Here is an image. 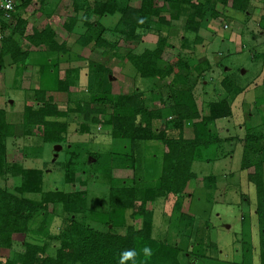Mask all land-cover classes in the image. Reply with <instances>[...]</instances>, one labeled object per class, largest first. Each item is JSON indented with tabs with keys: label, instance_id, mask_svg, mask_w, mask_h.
Listing matches in <instances>:
<instances>
[{
	"label": "trees",
	"instance_id": "obj_1",
	"mask_svg": "<svg viewBox=\"0 0 264 264\" xmlns=\"http://www.w3.org/2000/svg\"><path fill=\"white\" fill-rule=\"evenodd\" d=\"M28 1L16 4L15 9ZM161 1L162 4L157 5L154 0H140L135 7L130 5V0H71L74 15L62 26L67 34L76 35L78 46L90 45L101 49L103 56L128 62L134 69L137 85L140 83L144 88L143 84H148L145 87L151 90L153 100L167 107L172 115L170 120L164 119L161 107L144 100L139 85L131 93H112L110 70L101 62H87L86 93L77 91L80 68L67 67L62 76L59 75V65L68 61L64 56L69 49L64 42L55 40V32L49 25L27 33L26 21L14 12L10 22H1L8 28V34L0 44V68L4 58H8L9 65L17 64L21 74L27 65L25 59L34 50H41L46 57H54L52 62V58H45L44 61L49 63L38 64L34 99L31 103L26 100L22 107V137L37 136L42 144L61 146L60 150L66 154L60 163L63 184L85 185V179L79 178L86 172L85 164L78 160L84 154L100 165L97 174L107 179L108 187L104 195L107 202L105 218L100 222L103 229H97L85 221L86 189L75 186L68 191L44 189L41 169L8 163L6 143L15 137V125L6 119V109L0 107V178L3 182L9 177L16 181L10 187L0 185V248L9 250L7 255H0V264H185L186 259L193 263L191 256H186V249L152 236L153 208L150 204L157 199L174 198L172 209L179 210L182 200L192 194L191 183L197 179L192 163L200 159L201 151L211 147L218 150L224 142L233 139L242 142L240 166L254 188L255 202L247 203L246 198L245 205L256 214L261 238L259 261L264 264V133L248 130L243 139L220 137L215 122L232 115L231 103L242 89L223 75L218 81L220 88H214L215 98L203 102L208 113L201 115L193 87L196 80L204 78L205 71L200 67L207 65L206 58L167 53L171 47L167 30L174 19L181 18V29L195 33L196 40L205 18L220 16L214 8L217 3L222 6L223 15L230 10L241 13L242 23L256 16V23L263 32L264 12L254 15L257 7L253 6V0ZM112 14H118V19L112 29H105L99 18ZM144 34L156 37L152 48L116 51L119 43H138ZM182 39L187 40L186 37ZM261 56L263 60L264 56ZM50 77L55 82L53 88H48ZM166 78H169L167 82L159 84ZM163 88L167 89L164 96ZM54 94H65L63 106L54 101ZM76 118L79 120L76 130L80 134L91 133L92 126L107 134L111 143L108 152L72 151L66 135ZM187 127L191 136H186ZM151 142L162 146L160 172L153 176L154 181L146 180L151 168L148 170L144 165L145 148ZM52 151L56 155L59 153ZM113 169H128L131 175L113 177ZM201 181L205 188H210L214 186L215 178L211 174L202 177ZM55 217H59L60 223L53 232L50 227ZM174 217L179 226L173 233L185 237L182 231L189 227L190 215L178 211ZM136 221H139L138 226ZM110 227L123 228L124 232H113ZM244 230L240 229L238 233L243 234ZM16 235L20 236L17 248L14 247ZM146 248L148 253L144 251ZM129 251L134 255L122 260V253ZM193 258L200 259V256Z\"/></svg>",
	"mask_w": 264,
	"mask_h": 264
},
{
	"label": "rangeland",
	"instance_id": "obj_2",
	"mask_svg": "<svg viewBox=\"0 0 264 264\" xmlns=\"http://www.w3.org/2000/svg\"><path fill=\"white\" fill-rule=\"evenodd\" d=\"M139 1L130 0L129 3L136 7L139 5ZM154 2L157 5L162 4L161 0H154ZM70 6L72 8V5ZM253 6L257 7L254 10V15L264 12L260 10L264 6V0H253ZM214 8L220 13V16L217 19L205 18L197 31L198 39L196 38V40H194L195 33L184 32L181 29V18L172 20V25L167 30L168 40L171 44L167 53L169 55L186 53L193 55L194 58H206L207 65L200 67L205 71L204 78L196 80L193 87L197 108L201 115L208 113L203 102L215 98L216 91L214 88L215 86L220 88L218 81L223 75H226L235 87L242 89L234 96L235 98L231 103L232 115L215 122L220 137L235 136L243 139L248 130L264 133V59H261V55L264 56V32L257 25L256 16H251L247 23H242L244 20L241 13L230 10L223 15L221 13L222 6L218 3ZM71 11L74 14L73 8L71 10L69 7L68 13ZM164 15L166 19H169L168 13ZM69 18L67 17L65 21H68ZM117 19L118 14L104 15L99 18V22L105 29H112ZM55 28L56 41L64 42L69 49L64 56L65 60L68 61L61 62L59 65V75L62 76L65 67L80 68L78 85L75 87L77 91L86 93L84 90L87 62H101L110 70V91L112 93H131L139 85L138 87L144 93V100L153 106L161 107L165 120L172 118L167 107H163L158 100H153L154 96L151 90L145 87L148 85L147 83H145L146 85L143 84L144 88L140 86V83L137 85V80L134 79V69L128 62L117 57L103 56L101 49L91 48L90 45L78 46L74 39L75 35L64 34L60 25ZM105 36L108 37L109 35L105 34ZM184 37L187 40H183ZM155 38L154 35L144 34L138 43L135 41L119 43L116 51L123 53L128 48H132L134 51L152 48ZM69 51H72L73 54ZM44 54L41 50L38 52L34 50L29 58L25 59L27 65L21 74L20 69L16 68L17 64L9 65L10 60L8 58H4L2 61V68H0V105L7 109L6 119L15 125V137L8 139L6 143V160L9 164H19L24 168L41 169L44 189L59 188L68 191L74 189V186L79 187V189H86L87 211L85 212V221L90 226L103 229L100 222L105 218L104 207L107 202L104 195L107 193L108 184L104 176L97 174L100 165L89 160L88 156L80 155L78 160L85 164L86 172L80 174L79 178L85 179L86 182L84 186L75 184L71 187L68 184H63L62 181L63 171L60 168V163L66 157L65 151L59 148L58 155L54 157L53 145L42 144L37 136L22 137V107L26 100L31 103V100L34 99L32 98L34 90L38 87L37 71L40 68L38 64L49 63L44 61L45 58H52L51 62L54 60L53 55L46 57ZM169 78L159 84H164ZM49 79L51 82L48 88H53L55 86L54 79L52 77ZM155 91L157 90L155 89ZM162 91L163 96L166 95L167 89L163 88ZM53 98L59 105L65 104V94H54ZM77 122L79 120L76 118L70 123L66 135L72 151L81 153L92 151L103 154L109 151L111 143L102 129L98 130L92 126L91 133L80 134L76 130ZM185 133L186 136H191L190 128L187 127ZM241 146V140L233 139L224 142L218 150L211 147L201 151L200 159L192 163V171L197 176V179L191 183L192 194L184 201L182 200L183 205L179 210L173 211L172 209V199L174 198L157 199L150 204L153 208L152 236L157 239L172 241L174 245L177 244V246L186 249V256L190 255V259L194 262L190 263V260L186 259L185 264H217L210 257L212 252L215 253V249H222V254L230 252L229 249H232L230 261L233 263L230 264H247V254L241 256L243 244L249 243L252 254L260 247L261 238L258 235L259 225L257 226L256 214L253 210H251L253 213L250 212L245 205L246 198L248 199L247 203L253 204L255 202V193L252 184L246 178V171L240 166ZM145 150L144 165L148 167V170L151 168L149 170L151 174H147L146 180L154 181L153 176L160 172L162 146L158 145L157 142H151ZM130 171L128 169H113L112 176L125 178L131 175ZM247 172H250V169ZM211 174L215 178L214 186L205 188L201 178ZM93 176H97V178H93ZM2 184L10 187L16 184V181L9 177L3 182L0 178V185ZM178 211L188 213L190 220L187 221H190L191 226L193 225L192 227L189 225L182 231L185 237L177 236L176 232L173 233L174 229L177 228L176 226H179V222L174 217ZM59 223V217H55L50 227L51 231H56ZM135 225L138 226L139 221H136ZM110 228L116 233L124 232L123 228ZM240 229H245L243 234L242 232L238 233ZM235 233L238 234L234 235ZM14 239L16 240L14 247L17 248L20 236L16 235ZM8 253L9 250L0 248V255H7ZM198 255L200 259L193 258ZM254 264H256L255 261Z\"/></svg>",
	"mask_w": 264,
	"mask_h": 264
},
{
	"label": "crops",
	"instance_id": "obj_3",
	"mask_svg": "<svg viewBox=\"0 0 264 264\" xmlns=\"http://www.w3.org/2000/svg\"><path fill=\"white\" fill-rule=\"evenodd\" d=\"M16 1H17V4H19L20 2H23V0H16ZM70 5H72L71 0H30L26 2L24 6H20L16 8L14 10V14H18V17L26 21V32L27 33H30L33 30H41L46 25H49L54 30L55 37H56L55 27L60 25V27L63 29L62 25L64 24V22H66L65 21L66 18L72 17L74 15L72 11L71 13L70 12L68 13L69 7L72 10ZM260 10L264 11V6L262 9L260 8ZM62 32L68 35L64 31V29ZM70 35L74 36V34H70ZM69 52L72 53V51H69ZM0 107H4V106L0 105ZM6 113H7V109H6Z\"/></svg>",
	"mask_w": 264,
	"mask_h": 264
},
{
	"label": "flooded vegetation",
	"instance_id": "obj_4",
	"mask_svg": "<svg viewBox=\"0 0 264 264\" xmlns=\"http://www.w3.org/2000/svg\"><path fill=\"white\" fill-rule=\"evenodd\" d=\"M241 249H242L241 256H243V254H247V256H246L247 264H254V261H255L256 264H260V261H259V248H257L256 252L254 254H252V252L249 249V243L245 242ZM229 251L230 252L222 254V249H216L215 253L213 255H211L210 257H211V259L213 261H216V262L219 261V262H221L223 264H230V263H233V262L230 261L231 260L230 253L232 254V249H229Z\"/></svg>",
	"mask_w": 264,
	"mask_h": 264
},
{
	"label": "built area",
	"instance_id": "obj_5",
	"mask_svg": "<svg viewBox=\"0 0 264 264\" xmlns=\"http://www.w3.org/2000/svg\"><path fill=\"white\" fill-rule=\"evenodd\" d=\"M16 4V0H0V44L8 34V28L3 27L1 22H10Z\"/></svg>",
	"mask_w": 264,
	"mask_h": 264
},
{
	"label": "clouds",
	"instance_id": "obj_6",
	"mask_svg": "<svg viewBox=\"0 0 264 264\" xmlns=\"http://www.w3.org/2000/svg\"><path fill=\"white\" fill-rule=\"evenodd\" d=\"M146 253H148V249L146 248L145 250H144ZM132 255H134V253H132V252H124V253H122V260H123V258H126V257H131Z\"/></svg>",
	"mask_w": 264,
	"mask_h": 264
},
{
	"label": "water",
	"instance_id": "obj_7",
	"mask_svg": "<svg viewBox=\"0 0 264 264\" xmlns=\"http://www.w3.org/2000/svg\"><path fill=\"white\" fill-rule=\"evenodd\" d=\"M59 148H61V146L57 144V145H54V149L53 150L55 152H57L59 150ZM54 155H56V154L54 153Z\"/></svg>",
	"mask_w": 264,
	"mask_h": 264
}]
</instances>
